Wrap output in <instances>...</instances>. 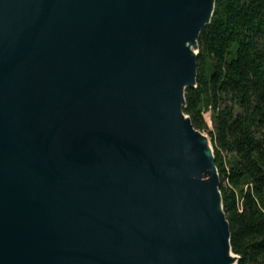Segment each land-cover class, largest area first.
Wrapping results in <instances>:
<instances>
[{
    "label": "water",
    "instance_id": "1",
    "mask_svg": "<svg viewBox=\"0 0 264 264\" xmlns=\"http://www.w3.org/2000/svg\"><path fill=\"white\" fill-rule=\"evenodd\" d=\"M215 0H0V264H237L183 111Z\"/></svg>",
    "mask_w": 264,
    "mask_h": 264
},
{
    "label": "trees",
    "instance_id": "2",
    "mask_svg": "<svg viewBox=\"0 0 264 264\" xmlns=\"http://www.w3.org/2000/svg\"><path fill=\"white\" fill-rule=\"evenodd\" d=\"M196 65L183 111L211 139L237 264H264V0H215Z\"/></svg>",
    "mask_w": 264,
    "mask_h": 264
},
{
    "label": "rangeland",
    "instance_id": "3",
    "mask_svg": "<svg viewBox=\"0 0 264 264\" xmlns=\"http://www.w3.org/2000/svg\"><path fill=\"white\" fill-rule=\"evenodd\" d=\"M203 116H204L206 122L208 123V126L211 127L212 123H211V118H210V111L209 110L205 111L203 113ZM203 132L209 137L208 133L205 130Z\"/></svg>",
    "mask_w": 264,
    "mask_h": 264
}]
</instances>
